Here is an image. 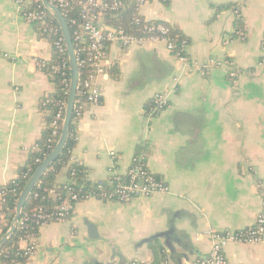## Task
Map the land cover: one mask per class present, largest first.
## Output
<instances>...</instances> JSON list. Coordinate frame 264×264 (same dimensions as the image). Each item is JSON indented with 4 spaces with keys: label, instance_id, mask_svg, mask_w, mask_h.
I'll use <instances>...</instances> for the list:
<instances>
[{
    "label": "crops",
    "instance_id": "1",
    "mask_svg": "<svg viewBox=\"0 0 264 264\" xmlns=\"http://www.w3.org/2000/svg\"><path fill=\"white\" fill-rule=\"evenodd\" d=\"M237 9L243 33L230 39ZM140 15L180 30L189 40V63L163 44L110 46L97 81L100 104L86 106L73 123L72 156L91 183L109 179L110 170L124 177L133 159H141L169 192L126 204L78 203L68 220L38 230L25 264H192L210 248L199 234L249 228L262 210L264 0H154ZM52 57L48 40L12 0H0V188L26 165L44 130L39 102L53 87L39 63ZM225 58L234 64L236 83L224 68H205ZM160 94L167 106L149 116L146 105ZM65 172L58 183L66 182ZM169 230L178 240L170 248L164 237L146 241ZM224 254L228 264H264V238L229 244Z\"/></svg>",
    "mask_w": 264,
    "mask_h": 264
},
{
    "label": "built area",
    "instance_id": "2",
    "mask_svg": "<svg viewBox=\"0 0 264 264\" xmlns=\"http://www.w3.org/2000/svg\"><path fill=\"white\" fill-rule=\"evenodd\" d=\"M49 4L60 10L63 18L68 26L78 71L81 69L84 78L81 82L78 80L76 99L73 106L72 121L73 123L80 120L83 110L86 106H98L102 92L98 86V79L106 73L108 66L107 50L110 46H118L121 48H144L156 44H163L172 56L182 63H189V59L185 55L173 52V44L166 37L167 28L158 24L155 26H146V31L156 32L158 35L138 36L124 32L121 29L108 28L103 30V21L108 13H118L126 8L130 3L133 6L136 15H140L143 6L154 0H47ZM20 17L28 24H35L41 27V32L52 40V47L59 54H66L67 49L61 29L55 21L49 25L48 17H55L45 9L41 0H12ZM68 19V21L66 20ZM56 20V19H55ZM146 21V20H145ZM148 22V21H146ZM71 28V30H70ZM111 30V31H110ZM264 52V43L261 47ZM44 62H40L39 66H43ZM195 69L197 64L191 63ZM224 68L228 72V78L232 83H236V74L234 73V64L225 60H209L206 69ZM54 73L65 69L61 72L64 77L62 80V92L64 100L58 102L59 108L54 115L51 123V139L54 141L55 148L62 130V125L67 109L68 95L70 91L71 69L67 55V60H63L61 66H52ZM80 96L81 99L77 97ZM153 110L149 116L157 113L167 106L168 98L165 94L154 96L151 100ZM36 149V145L32 151ZM52 149V150H53ZM52 152V151H51ZM49 155H44L42 159L36 160L37 164H41ZM110 158H115V153H109ZM38 165V166H39ZM68 165H77V160L69 155ZM112 169V168H111ZM67 171V168L64 169ZM110 178L106 181H98L90 183L93 191L85 194L75 192L70 179L66 181L65 195L55 207L54 211L47 212L42 209H33L31 214L22 215L17 222L20 228H24L27 223L38 231L41 227L61 223L68 220L75 211L78 203L96 200L102 203H118L126 204L136 198H149L154 195H165L169 192V187L161 178L153 175L145 167L141 159H133L131 166L127 170L124 177L116 176L114 170L108 172ZM86 175V174H85ZM87 181V180H86ZM88 182V181H87ZM7 192H0V212L1 204L4 202ZM48 198L54 199L57 193L51 190L47 194ZM1 215V214H0ZM15 215V211H14ZM200 238H206L210 244L208 253L205 256H199L193 260L192 264H228V260L224 254V248L229 244L235 245H257L264 238V202L262 210L258 213L253 226L239 231H212L208 230L198 235ZM36 239L34 234H27L21 242L26 244L20 247L23 251V257L30 259L36 251Z\"/></svg>",
    "mask_w": 264,
    "mask_h": 264
},
{
    "label": "trees",
    "instance_id": "3",
    "mask_svg": "<svg viewBox=\"0 0 264 264\" xmlns=\"http://www.w3.org/2000/svg\"><path fill=\"white\" fill-rule=\"evenodd\" d=\"M129 2L130 0H125ZM238 9L234 10L235 15L234 20V33L233 39L237 34L243 33L242 19L239 17ZM68 21V19L66 18ZM55 19L52 16L48 17L49 25L55 23ZM161 24L167 28V33L165 37L172 42L173 52H177L180 55H185V48L189 44V40L175 27H171L167 24L160 22H146L142 16L136 15L132 4H128L126 8L118 13H108L106 14L103 27H110L115 29H121L124 32L132 35L138 36H148V35H158L156 32L146 31L144 28L146 26H155ZM33 28L40 38L48 40L52 47V40L47 38L45 33L41 32V27L33 24ZM71 30V28H70ZM235 35V36H234ZM234 36V37H233ZM53 57L50 62H46L43 66H39L40 71H42L50 80L53 87V92L48 94L46 97L40 100L39 110L45 114V126L40 139L36 142V149L30 152L26 165L18 170L16 178L9 182L8 184L0 188V192H7L5 195L4 202L1 204L0 212V240L10 229V224L14 217V211L16 207L17 200L23 188L37 169L38 165L36 160L42 159L44 155H49L54 147V141L51 139V129L50 123L56 114L59 105L58 102L64 100L65 97L62 92V80L64 77L61 72L67 70L62 69L54 73L52 71V66H61L63 60H67L66 54H59L53 47ZM227 62H232L230 59H223ZM84 71L79 70V82L84 78ZM234 73L237 76L234 67ZM226 77L228 78V72L225 70ZM81 99L80 96L77 97ZM153 110L152 102L150 101L145 108L146 114L151 113ZM73 122H71L69 127V134L65 142L64 148L55 161L49 166V168L41 176L35 187L33 188L28 200L26 201L22 215L31 214L33 209H42L47 212L54 211L55 207L58 206L59 202L65 195L66 183H58L57 179L61 172L67 168L65 172L66 181L70 179L71 184H69L75 192H80L81 194L89 193L93 191L92 186L86 181V170L83 167L77 165H68L69 155L75 146V137L73 135ZM54 190L57 193V197L54 199L48 198L47 194L49 191ZM34 234L38 236V231L33 230L30 223H27L24 228L16 225L15 232L9 238V240L0 248V264H25L27 259L23 257V251L20 249L21 240L25 238L27 234ZM166 252L162 254L163 257L166 256ZM127 264H138L136 262H129Z\"/></svg>",
    "mask_w": 264,
    "mask_h": 264
},
{
    "label": "water",
    "instance_id": "4",
    "mask_svg": "<svg viewBox=\"0 0 264 264\" xmlns=\"http://www.w3.org/2000/svg\"><path fill=\"white\" fill-rule=\"evenodd\" d=\"M41 2H42L43 7L47 9L49 12H51L52 15L55 17L61 29L63 38H64V42H65L66 49H67V55H68L69 62H70V69H71L70 91L68 95L67 109H66V113H65V117H64V121L62 125L60 138L55 148L52 150L49 156L37 167V169L31 176V178L29 179V181L23 188L22 192L20 193L19 198L16 203V207H15V215L10 224V229L6 232V234L0 240V248L9 240V238L15 232L17 222L21 217L24 205L26 201L28 200L29 195L31 194L33 188L35 187V185L37 184L41 176L44 174V172L49 168V166L55 161V159L58 157V155L63 150L65 142L69 134V127L72 121L73 106H74V102L76 99V91H77V85H78V80H79V71L76 65V60H75V55H74V50H73V45H72V39H71L68 26L59 9L49 4L47 0H41ZM102 29L109 30L106 27H103ZM173 235L174 234L172 230H169L168 232H164L156 236H153L152 238H149L146 241H150L155 238L164 237L166 238V246L170 248L171 240H176L178 242L176 238H172Z\"/></svg>",
    "mask_w": 264,
    "mask_h": 264
},
{
    "label": "rangeland",
    "instance_id": "5",
    "mask_svg": "<svg viewBox=\"0 0 264 264\" xmlns=\"http://www.w3.org/2000/svg\"><path fill=\"white\" fill-rule=\"evenodd\" d=\"M152 238V237H151ZM172 258H173V256H172Z\"/></svg>",
    "mask_w": 264,
    "mask_h": 264
}]
</instances>
